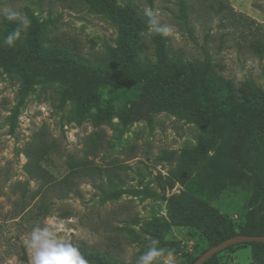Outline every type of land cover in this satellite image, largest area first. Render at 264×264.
Here are the masks:
<instances>
[{
	"label": "rangeland",
	"instance_id": "374dc122",
	"mask_svg": "<svg viewBox=\"0 0 264 264\" xmlns=\"http://www.w3.org/2000/svg\"><path fill=\"white\" fill-rule=\"evenodd\" d=\"M222 1L229 6L225 14H204L196 7L199 20L190 16L185 23L178 0H116L118 7H131L137 37L132 42L99 1L0 0V49L13 47L41 61L119 77L127 49L135 44L132 67L140 72L195 66L206 73L214 93L235 89L263 96L264 51L256 53L252 46L264 43V0ZM4 10L26 14L30 27L7 20ZM149 11L171 28L169 35L150 32ZM17 31L14 45H6L5 37ZM141 93V85L121 91L61 76L26 91L20 73L0 68V264H31L25 241L37 226L54 229L89 264H137L153 239L164 250L158 264H191L209 247L194 223L174 211L171 200L185 194L203 200L198 212L211 207L231 231H245L251 222L249 197L260 188L250 162L263 161L257 175H264V143H256L259 153L247 157L243 171L231 167L227 156L236 150L234 134L224 126L213 134L218 119L149 113ZM128 109L132 113L125 119ZM98 135L100 147L93 158L89 142H98ZM39 139L57 145L45 163L56 178L71 169L73 157L113 169L120 180L106 174L94 181L78 179L77 195L60 202L51 196L52 214H37L33 206L39 196L34 194L41 182L29 175L26 153ZM212 175L231 186L218 188L220 194L210 199L200 194L212 195L217 188ZM190 201L185 196L180 202ZM63 209L72 215L61 218ZM211 264L264 263L254 258L249 245L240 244L216 254Z\"/></svg>",
	"mask_w": 264,
	"mask_h": 264
},
{
	"label": "trees",
	"instance_id": "16d2710c",
	"mask_svg": "<svg viewBox=\"0 0 264 264\" xmlns=\"http://www.w3.org/2000/svg\"><path fill=\"white\" fill-rule=\"evenodd\" d=\"M95 1H99V4L109 14L120 20L125 34L132 42L137 41L134 27L135 18L131 7H118L116 0ZM178 4L181 8V19L185 23H188L190 16L199 20L200 15L196 7L200 8V10L203 9L204 14V11H209L216 16L223 15L226 11H229V6L225 5L222 0H178ZM252 49L256 53H262L264 51V43L258 41L252 46ZM136 50L135 44L127 49L122 65L123 73L119 77H104L101 74L98 75L75 65H68L62 62L50 63L41 61L24 56L13 47L7 50L0 49V68L20 73L25 79L26 91L30 90L33 85L44 80H50L55 76H61L92 86L102 84L121 91L133 84L141 85V102L145 100L146 104L149 105V113H180L188 117L205 114L210 118L218 119L219 124L214 125L211 132L218 134L219 127L222 126L231 130V133L234 134L236 150L234 148L229 150L230 155L227 156L229 165L233 167L232 164H234L243 171L242 166H244L247 157L259 153L255 148L256 143H264V95H253L235 89L227 94L214 93L209 89L206 73L195 66L177 67L167 65L154 72H140L132 67V59ZM131 113L132 111L129 109L125 110V119L129 118ZM226 117L229 118V123L225 120ZM100 140L101 136L98 135V142L94 139L89 142V152L93 158L96 157L100 147ZM51 143L48 145L45 141L39 139V143L28 148L26 153L28 159L26 168L29 175L41 182L40 188L34 194L39 196L33 206L37 214L41 213L44 216L52 214L55 203L47 201L51 196H55L57 201L60 202L67 199L70 194L77 195L78 179L87 177L94 181L101 179L106 174V177L111 180H120L113 169L95 166L93 160L83 159L75 161L73 157L68 160V166L71 169L60 178H56L45 167V163L49 162L48 159L51 153L57 152L56 143ZM262 163L263 161L260 160L250 162V166L257 178L255 183L258 182L260 188L257 190L256 197H249L251 203L247 204L249 205L251 222L246 226L245 231L242 232L243 235H264V191H262L264 175H257L258 165ZM217 178L216 175L210 177V181L217 187L212 190V195L211 193L208 196L200 194L201 196L212 199L213 196L220 194V190H229L227 185L231 183L228 181L222 183ZM170 188L172 187L170 186ZM185 196L191 201L187 202V204H182L180 201ZM185 196L171 200L174 205V211L179 218H185L194 223L195 228L204 237L209 248L239 235L229 229L225 219L213 208L207 207L203 212H198L197 209H200L199 205L203 201L202 199L187 194ZM60 204L62 205L63 203L61 202ZM71 215L72 212L68 209H63L59 213V216L63 219ZM243 244L249 245L254 258L264 263V243L249 242ZM215 255L204 264H211Z\"/></svg>",
	"mask_w": 264,
	"mask_h": 264
},
{
	"label": "clouds",
	"instance_id": "9594fccd",
	"mask_svg": "<svg viewBox=\"0 0 264 264\" xmlns=\"http://www.w3.org/2000/svg\"><path fill=\"white\" fill-rule=\"evenodd\" d=\"M3 14L9 21H18L25 30L31 25L30 18L19 11L4 10ZM147 15L150 32L165 36L171 33V28L162 24L155 13L149 11ZM18 37V31L10 33L5 37L4 43L11 47ZM159 243V240L153 239L151 247L139 256L137 264H158V258L164 255V250L158 247ZM25 244L30 253L31 264H89L76 246L60 238L48 226L34 227ZM168 255L171 257L172 254L169 252Z\"/></svg>",
	"mask_w": 264,
	"mask_h": 264
},
{
	"label": "water",
	"instance_id": "95a60500",
	"mask_svg": "<svg viewBox=\"0 0 264 264\" xmlns=\"http://www.w3.org/2000/svg\"><path fill=\"white\" fill-rule=\"evenodd\" d=\"M249 242H261L264 243V235H243L239 234L232 238L226 239L225 241L215 245L204 253H202L194 262L193 264H204L206 261L211 259L215 254L232 247L234 245L249 243Z\"/></svg>",
	"mask_w": 264,
	"mask_h": 264
}]
</instances>
